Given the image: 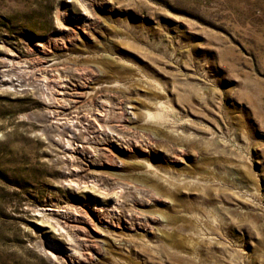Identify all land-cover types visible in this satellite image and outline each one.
<instances>
[{"label":"rangeland","instance_id":"1","mask_svg":"<svg viewBox=\"0 0 264 264\" xmlns=\"http://www.w3.org/2000/svg\"><path fill=\"white\" fill-rule=\"evenodd\" d=\"M56 39L67 43L60 55L37 50ZM38 58L55 59L71 78L93 71L87 88L117 99L123 119L113 120L126 140L142 141L170 196L156 195L143 166L116 159L120 172L101 188L152 193L148 209L167 218L89 264H264V0H0V264H51L49 253L67 264L76 258L60 231L40 225L44 214L63 222L114 203L65 185L73 163L44 135V101L28 68ZM128 98L156 117L129 124ZM123 195L133 206L136 192Z\"/></svg>","mask_w":264,"mask_h":264},{"label":"bare ground","instance_id":"2","mask_svg":"<svg viewBox=\"0 0 264 264\" xmlns=\"http://www.w3.org/2000/svg\"><path fill=\"white\" fill-rule=\"evenodd\" d=\"M84 10L91 15L86 6H84ZM89 15L87 17L91 20ZM68 34L72 35L70 30ZM66 49L68 48L64 39L50 40L43 43L37 42V50L42 55L52 53L53 50L57 52L56 55H60L61 51ZM14 57L11 54L10 58H5L4 61L12 67L16 63ZM36 60L35 62L29 63L28 68H32V77L36 76L32 81L39 83L38 86H34L33 93L44 101L45 114L43 116L48 121L46 123L49 124H47L48 126L44 130V135H46L45 137L48 141L50 140L54 145H57L58 149L73 163V168L69 169V172L67 171L66 173L64 171L63 181L65 185L77 191L99 192L103 198L114 200L111 207L104 204L103 201V204L97 210H76L72 217L65 219L63 222L60 221L61 219L52 215L49 216L48 214H44L43 220H41L44 224L42 223L40 225L53 231H60V235L66 240L68 255L76 258H72L74 260L70 262L66 261L67 264H89L91 260L93 261L94 254L107 251L108 248L117 249V251L121 250L130 244L131 238H134L136 241H141L143 240L142 236L144 234H154V229H157L156 226L166 221V216L148 209L152 205L154 194L144 191L141 192L142 189L139 192L137 190L138 188H133L131 185L119 187L115 194L107 189L101 188V180L107 179L109 177L108 175L115 176L117 174L115 171L120 172V170L117 171L118 169L114 167L116 159L119 160L123 168L128 166L136 170V168L143 166L146 170L145 181L148 183L153 182L157 185L156 195L159 194L158 196L166 200L170 196L166 195L167 188L155 179L157 178V171L155 168L153 170V166L148 161L151 155H142L145 152L147 153L143 145H141L142 141L126 140L123 134L124 127L113 120L114 118L118 120L123 119V108L121 109L120 104L116 103L117 99L115 101L110 98H103L105 95L101 93V89H99L101 87L99 85L96 88L95 85L88 86L87 88V82L92 80V76H94L93 71H83L78 73L76 78H71L64 74L65 69H63L64 72L57 70L56 65L58 63H56L57 61L55 62V59H52L50 63L46 62L48 64L40 58ZM37 71L40 73L38 76L36 74ZM26 85L30 87L29 83H26ZM25 86L13 84L9 88L15 90L17 93H21L25 91ZM127 104L133 110V116L135 115V118H129V124H134L135 121L137 122L139 120L149 123L146 121L147 118L156 117L153 114L154 112L151 113L152 111L150 112L147 109V104H143L133 98L129 99ZM117 119L115 120L118 121ZM155 126L150 125L154 131H156ZM55 137L57 138L56 140ZM133 145L137 148H134ZM180 153L182 151H175V154H173L175 161L179 163L183 161ZM135 192L137 195H135L133 200V206L129 205L130 203L127 204L125 201L120 200L121 196H124L123 194L126 193V195L132 197ZM50 210L56 212L54 208ZM157 232L159 233V229ZM52 245L50 246L52 247ZM48 255H50L51 264H61V260L58 262L53 253H49Z\"/></svg>","mask_w":264,"mask_h":264}]
</instances>
